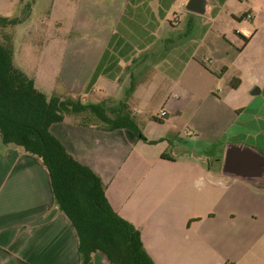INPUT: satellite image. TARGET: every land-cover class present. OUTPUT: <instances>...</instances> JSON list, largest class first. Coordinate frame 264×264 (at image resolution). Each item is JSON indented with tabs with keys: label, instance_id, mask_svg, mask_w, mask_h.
<instances>
[{
	"label": "crops",
	"instance_id": "1",
	"mask_svg": "<svg viewBox=\"0 0 264 264\" xmlns=\"http://www.w3.org/2000/svg\"><path fill=\"white\" fill-rule=\"evenodd\" d=\"M209 1L201 16L183 9L186 0H76L72 32L58 62V96L122 104L128 113L144 107L152 91L163 86L157 112L165 110L167 117L156 122L153 116L152 122L174 129L170 119L187 113L189 141L181 142L217 153L212 165L203 155L199 163L183 162L194 190L215 201H202L208 212L204 217L193 211L198 221L189 239L192 247L175 254H192L188 264H264V217H253L264 214V185L221 176L224 151L231 144L264 155V70L248 78L240 59L251 34L239 28L258 22L251 38L259 33L264 0H251L250 21L230 11L231 0ZM236 39L243 48L236 49ZM230 47L236 53L229 60ZM50 131L101 178L110 206L139 230L153 263L169 264L162 256V232L149 223L162 224L167 209L176 214L183 177L178 161L155 156L158 171H137L147 156L135 152L138 141L127 129L108 131L69 120ZM168 136L145 135V143H164ZM0 264H81L76 233L55 206L47 171L37 158L10 145H0ZM89 264L108 262L95 253Z\"/></svg>",
	"mask_w": 264,
	"mask_h": 264
},
{
	"label": "trees",
	"instance_id": "2",
	"mask_svg": "<svg viewBox=\"0 0 264 264\" xmlns=\"http://www.w3.org/2000/svg\"><path fill=\"white\" fill-rule=\"evenodd\" d=\"M30 12L31 6L25 5L19 18L0 17V28L25 21ZM242 40L247 42L246 38ZM69 120L108 131L127 129L137 140L146 142L122 104L110 106L107 102H81L80 97L47 96L14 66L11 48L0 44V145L13 146L41 162L55 206L76 233L81 264H89L95 253L102 254L108 264H154L139 230L110 206L101 178L77 162L51 133L52 125Z\"/></svg>",
	"mask_w": 264,
	"mask_h": 264
},
{
	"label": "rangeland",
	"instance_id": "3",
	"mask_svg": "<svg viewBox=\"0 0 264 264\" xmlns=\"http://www.w3.org/2000/svg\"><path fill=\"white\" fill-rule=\"evenodd\" d=\"M250 3L251 0H231L229 9L242 18L244 14L249 13L247 9ZM75 4L76 0H0V17L2 18H19L23 16L24 6H31L30 16L25 21L14 26L0 28V44L11 48L14 66L32 78L36 89L47 96L61 97L58 96L60 94L57 82L58 62L62 56L64 42L72 32ZM258 24V22H254L248 25L247 22H243L239 28L248 29L252 37L253 29H257ZM251 37L240 59V63L246 65V70L249 73L248 78L255 77L258 71L264 70V24L259 33L254 38ZM234 45L236 49L243 48V43L239 39H236ZM229 51L230 60L236 50L230 47ZM258 58L260 61L254 63V60ZM225 63L229 66L228 60H225ZM162 89L163 86L154 89L152 93L155 95L145 101L144 107L135 106L136 109L131 108L128 111L132 118H136L144 136L166 138L169 135L164 143H145L137 140L138 145L135 152L147 157L144 162L138 163L136 170L158 171V165L153 163V160L157 161V159H153L155 156L160 157L166 154L178 161L177 172H183V177L178 184L179 202L176 214L167 209L165 211L166 220L162 224L155 226L154 223H149V226L159 227L158 233L162 232L161 238L165 247L164 249L162 247L164 251L162 256L163 259H167V263L188 264L193 260L192 254L182 255L175 254V252L192 247V242L189 239L193 236V222L198 221L193 218V211L197 210L204 217L208 212L204 208L205 202L202 201L206 200V203L212 205L215 198L207 201L208 193L194 190L193 184H191L192 180L188 179L191 172H187L183 162H186L185 159H187L196 160L199 163L198 159L203 155L207 156L209 164L212 165V159L216 157L217 153L210 154L207 151V154L203 146L198 145L192 148L188 145L185 147L181 142V140L189 141L185 137L186 127H189L187 113L170 119L174 120L176 126L174 129L152 122L151 117L157 116L159 110L158 99ZM189 92L193 91L190 89ZM171 136L175 138L173 139ZM211 170L213 169L211 168ZM253 217L259 219L264 217V214H254ZM189 224L192 225L191 228H188ZM186 228L188 229L186 230ZM154 232L156 233V230ZM157 236L161 244V239L158 234ZM214 261L212 260L211 263H215Z\"/></svg>",
	"mask_w": 264,
	"mask_h": 264
},
{
	"label": "water",
	"instance_id": "4",
	"mask_svg": "<svg viewBox=\"0 0 264 264\" xmlns=\"http://www.w3.org/2000/svg\"><path fill=\"white\" fill-rule=\"evenodd\" d=\"M209 5V0H186L183 9L203 16ZM221 176L252 186L264 185V155L243 144H231L224 151Z\"/></svg>",
	"mask_w": 264,
	"mask_h": 264
},
{
	"label": "built area",
	"instance_id": "5",
	"mask_svg": "<svg viewBox=\"0 0 264 264\" xmlns=\"http://www.w3.org/2000/svg\"><path fill=\"white\" fill-rule=\"evenodd\" d=\"M240 1H246V0H240ZM243 21H250L252 19L251 14H244L243 17L241 18ZM167 117V113L165 110H160V112L157 115V119L163 120Z\"/></svg>",
	"mask_w": 264,
	"mask_h": 264
}]
</instances>
